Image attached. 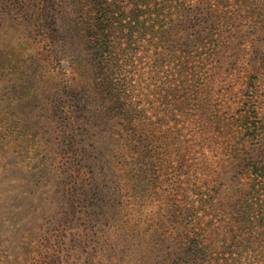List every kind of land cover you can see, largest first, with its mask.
Listing matches in <instances>:
<instances>
[{"label": "rangeland", "instance_id": "rangeland-1", "mask_svg": "<svg viewBox=\"0 0 264 264\" xmlns=\"http://www.w3.org/2000/svg\"><path fill=\"white\" fill-rule=\"evenodd\" d=\"M169 1L0 0V264H264V191L250 199L245 167L264 164V24L233 30L219 70L193 62L222 121L201 126L178 110L176 35L149 21ZM193 2L195 48L208 9ZM244 116L256 135L241 148L220 125L244 132ZM197 164L217 190L190 191Z\"/></svg>", "mask_w": 264, "mask_h": 264}, {"label": "trees", "instance_id": "trees-1", "mask_svg": "<svg viewBox=\"0 0 264 264\" xmlns=\"http://www.w3.org/2000/svg\"><path fill=\"white\" fill-rule=\"evenodd\" d=\"M88 1H90L92 9L98 7L99 10L102 11L106 6L104 0ZM136 1L142 2L144 0ZM158 1V3L152 5L153 8L160 5V1L163 0ZM194 1L195 2H193V5L195 7L203 6L204 10L208 9V12L204 16L206 20L201 26V36L198 39V43L196 44L195 48L190 47L195 46V44H193V40H190L188 43V39H185L184 34H182L185 31L184 22L186 20L191 22V20L189 21V16L185 14V12H190V7L185 5L187 0H170L166 6L159 7V16L154 12H151V15L153 16L148 17L151 23L155 19H157V22L167 23V28L176 35L175 39L170 40V48L176 53L175 57L170 60V77L174 80L173 91L176 94L175 98H188V100L182 104L181 101H179L177 105L181 106H179L178 110L182 111L186 107L198 110L199 116L203 118L201 122L199 121L198 125L208 126L211 122L212 123L210 125L213 123L217 124L222 122L220 119L213 121V119L217 118L218 116L217 108L215 106V98H213L215 89L212 86L208 87L206 84H202V81L205 78L200 77V80L197 78L198 70L196 69V66L192 64L195 62V60L198 61L197 59L199 58V55L200 57L203 55V64L209 68L216 67L219 70V68L222 67L224 61H226L225 59L228 58L227 51L235 47L236 42L234 39L235 34L233 30L239 26L244 27L245 30L248 28H254L258 25L263 26L264 0ZM172 13L176 14L175 17L173 16V20L170 21L168 17H170ZM103 15L104 14H98V16L95 18V29L101 30V20ZM136 16L137 15L135 14H131V18L133 19L131 23L134 25H138V21H140V23L143 22L142 20H137V22H135ZM153 30L158 32V25L156 29H152L151 31ZM179 33H181V35ZM192 35L193 34H189L188 37H191ZM109 42L110 41L106 39L105 35L101 40L96 39L94 41V38L87 39V44H89L88 48L97 47L99 50L98 53L96 51L94 52V55L96 54L97 57L105 52ZM187 77L192 81H186ZM184 81L188 82V85H186ZM193 85H203L202 89L200 90L199 99L195 98L197 91L196 88H192ZM167 89H169V86H165L163 90L166 91ZM243 120L244 121L241 123V125H243L244 132H241L240 129L234 130L233 127H229L227 129V126L230 124L228 121H226L225 124L222 123L220 125L221 128L226 130L228 134H236L235 137L237 138L238 142H241V148L244 147V141L242 142V140H245L246 138H252L256 135L255 130H253L254 128H250V125L253 123L252 120L247 116H244ZM195 126L197 127V123ZM161 136H163V134L160 133V138ZM221 136L223 142L230 144L231 138L226 137L227 135L223 133H221ZM173 143L175 147L176 144L175 142ZM226 147L232 149V145H228ZM176 151L181 153L182 159L189 158L192 161L194 158V154L190 152L189 147L187 146L176 148ZM200 155L202 154L199 152V156ZM248 157L249 158L246 159L247 161L245 162V167L247 168L251 183L249 184L247 194L249 195L250 199H253V196L258 193L257 188H260L262 191H264V164L259 161H254L250 156ZM188 174V179L192 183L191 188H189L191 192H201L212 189L217 190L219 188V184H213L216 183L214 182L215 180H213L214 177L206 172L205 166L197 164L192 171L188 172ZM196 181H198L197 184ZM249 206L250 205H246V203L242 204L243 209H246ZM262 213L264 214V210H262ZM244 220H246V218H244Z\"/></svg>", "mask_w": 264, "mask_h": 264}]
</instances>
